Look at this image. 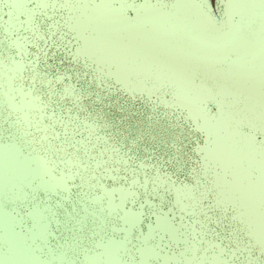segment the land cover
<instances>
[{"label": "water", "instance_id": "95a60500", "mask_svg": "<svg viewBox=\"0 0 264 264\" xmlns=\"http://www.w3.org/2000/svg\"><path fill=\"white\" fill-rule=\"evenodd\" d=\"M20 1L0 0V264H107L112 240L116 264H264L238 204L219 200L221 165L203 148L213 134L174 85L128 86L115 65L78 52L72 7L82 1ZM110 4L131 21L152 7L199 35L264 41V0ZM220 99L215 92L200 103L214 114ZM240 129L264 144L260 125Z\"/></svg>", "mask_w": 264, "mask_h": 264}, {"label": "rangeland", "instance_id": "374dc122", "mask_svg": "<svg viewBox=\"0 0 264 264\" xmlns=\"http://www.w3.org/2000/svg\"><path fill=\"white\" fill-rule=\"evenodd\" d=\"M15 1L20 7L21 1ZM80 1V11L78 6L72 7L73 25L81 40L77 51L115 65L116 77L128 86L153 91L165 80L174 85L177 101L187 105L191 115L201 118V126L213 134L212 143L203 148L211 160L221 165L222 172L215 171L213 175L219 200L238 204L239 215L264 248V144H256L240 129L243 122H254L264 131V41L259 47V43L242 38L231 41L220 34L199 35L176 21L170 23L169 16L152 7L139 8L131 21L111 7V0ZM174 13L178 14V9ZM229 49L237 52L234 59L226 56ZM215 92L221 96L220 109L210 114L200 99ZM231 93L234 99L242 98L241 108L233 107L235 100L228 99ZM175 141L183 147L178 138ZM130 151L140 155L133 148ZM255 167L258 173L253 175ZM228 170L229 177L224 172ZM170 172L178 175L180 170L172 168ZM125 217L129 222L136 219L130 212ZM160 219L161 225L171 229L167 218ZM106 247L114 257L116 244ZM149 251L148 246L142 248L144 255ZM211 264H217L216 257Z\"/></svg>", "mask_w": 264, "mask_h": 264}, {"label": "bare ground", "instance_id": "6f19581e", "mask_svg": "<svg viewBox=\"0 0 264 264\" xmlns=\"http://www.w3.org/2000/svg\"><path fill=\"white\" fill-rule=\"evenodd\" d=\"M110 205H111V207L113 206L112 205V202L110 203ZM126 214V213H125ZM126 218V217H125ZM110 244H116V242H114L113 240L112 241H110L107 245H110ZM116 246H117V244H116ZM106 254H107V256H106V259H107V264H114L116 261H115V259H114V257H113V255L111 254V253H108L107 252V250H106ZM96 263V259H94V257L92 258H90L89 259V264H95ZM60 264H63V262H61V259H60ZM116 264V263H115Z\"/></svg>", "mask_w": 264, "mask_h": 264}]
</instances>
